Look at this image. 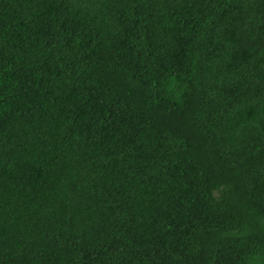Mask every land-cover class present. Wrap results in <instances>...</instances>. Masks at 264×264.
<instances>
[{
    "label": "trees",
    "instance_id": "16d2710c",
    "mask_svg": "<svg viewBox=\"0 0 264 264\" xmlns=\"http://www.w3.org/2000/svg\"><path fill=\"white\" fill-rule=\"evenodd\" d=\"M0 264H264V0H0Z\"/></svg>",
    "mask_w": 264,
    "mask_h": 264
}]
</instances>
